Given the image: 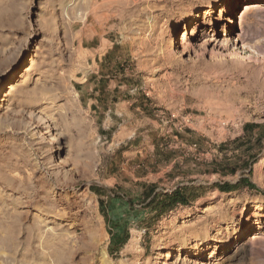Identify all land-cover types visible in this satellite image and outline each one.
<instances>
[{"label": "rangeland", "instance_id": "1", "mask_svg": "<svg viewBox=\"0 0 264 264\" xmlns=\"http://www.w3.org/2000/svg\"><path fill=\"white\" fill-rule=\"evenodd\" d=\"M150 187L189 202L158 215ZM260 247L264 0H0V264H264Z\"/></svg>", "mask_w": 264, "mask_h": 264}, {"label": "trees", "instance_id": "2", "mask_svg": "<svg viewBox=\"0 0 264 264\" xmlns=\"http://www.w3.org/2000/svg\"><path fill=\"white\" fill-rule=\"evenodd\" d=\"M259 126L250 124L245 126V131L252 132L253 130L257 129ZM249 187L254 188V185L249 183L246 179L239 180L238 183L235 185L230 184H223L217 185V187L222 192H231L235 189H240L242 187ZM90 190L98 196H101V189L96 186H91ZM189 190L186 187L177 188L176 190L172 191L171 193L161 194V193H154L153 188L150 187L148 190L147 195V206L154 210L158 215L165 213L167 211L172 210L178 205H186L189 202L188 194Z\"/></svg>", "mask_w": 264, "mask_h": 264}, {"label": "bare ground", "instance_id": "3", "mask_svg": "<svg viewBox=\"0 0 264 264\" xmlns=\"http://www.w3.org/2000/svg\"><path fill=\"white\" fill-rule=\"evenodd\" d=\"M245 10H247V7H246V9ZM183 38V37H182ZM181 40H183V39H181ZM186 43V42H185ZM186 45H183L182 44V47H185ZM191 47V46H190ZM185 49V48H184ZM34 67H35V64H34V61H30L29 62V64H28V66L26 67V70H25V73H29V72H31L33 69H34ZM11 88V87H10ZM12 89V88H11ZM60 151V150H59ZM59 159H58V161H59V163H61L62 162V156L61 155H59V157H58ZM252 244H256V245H261L262 244V242H257V243H252ZM258 249V248H257ZM262 250V247H260L257 251H259L260 253H262L263 251H261ZM258 253V252H257ZM264 253V252H263ZM169 255H167L166 257H168Z\"/></svg>", "mask_w": 264, "mask_h": 264}]
</instances>
